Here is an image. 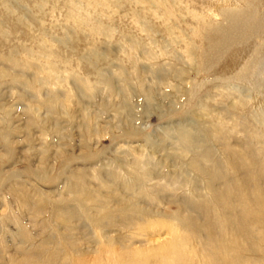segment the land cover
<instances>
[{
    "label": "rangeland",
    "instance_id": "374dc122",
    "mask_svg": "<svg viewBox=\"0 0 264 264\" xmlns=\"http://www.w3.org/2000/svg\"><path fill=\"white\" fill-rule=\"evenodd\" d=\"M234 1L0 0V264H211L221 219L264 257V0Z\"/></svg>",
    "mask_w": 264,
    "mask_h": 264
},
{
    "label": "bare ground",
    "instance_id": "6f19581e",
    "mask_svg": "<svg viewBox=\"0 0 264 264\" xmlns=\"http://www.w3.org/2000/svg\"><path fill=\"white\" fill-rule=\"evenodd\" d=\"M219 1H221V0H219ZM222 1L223 2H227L229 4L230 3L231 4L232 3H235L236 4V2H237V1H234V0H222ZM238 14H240V13H238ZM245 14L246 13H243V16L244 17L243 16H240V18H237V16L231 17L230 22H229V26L226 27V30L224 32V33H226L225 36L223 34H221V33H216L214 35V40L216 41V44L210 46L211 47L210 50H212V53L211 54H213V53L215 54V52H217V48L215 46H218L217 44H220L222 41H224L226 39V37H228V36L231 37V36H237L238 35L237 32H238V25H239V23H237V21H238V19H241L239 21L240 22L241 21L243 22V20H244L243 18H247L248 19L249 15H245ZM240 15H242V14H240ZM241 17H243V18H241ZM249 19H250V17H249ZM252 20L253 19H251L250 22H252ZM250 24H252V23H250ZM232 58L235 59L236 57L235 58L232 57ZM234 61H236V60H234ZM230 65H231V63H230ZM233 65H234V62L231 65V67L228 69V71L234 70L233 67H232ZM242 71H243V69H242ZM226 72L227 71L226 70H223V69L222 70H219L218 76L220 75V77H222L223 79L224 78H227V76H229V75H227ZM108 83L111 85L110 80H108ZM48 95L49 96H52L50 93ZM252 98H253L252 100L254 102H262V100H259L255 96H253ZM50 110L51 111H54L55 109L53 107H51ZM183 136H184V134H183ZM185 142H187V144H189L190 143V139H188V137L185 138ZM214 178H215V180L219 179L217 175ZM253 179L254 180H257V183L255 185V189L251 192L254 195L253 199L251 198L250 193L248 191H246L247 190V187H245L246 184H241L242 185V190L245 191L244 194H242V198H241L242 201L241 202L243 203L242 205L244 206V208L247 209L246 211H249L250 209L248 207H251V206L256 207V209L264 208V190H262V185H261V181H260L261 178L259 179L258 177H256V178H253ZM228 196L230 197V192L227 189H219L218 190V193L216 192V197L219 198L220 202H221V200L222 201H225ZM253 207H252V210H255V208H253ZM228 215H229V213H226V217ZM225 222H226V224H225ZM227 222H228L227 220L223 221L221 219V220H218L217 221V223L219 224V226H215L213 224V228H212L213 229V234H212L213 236H212L211 241H212V244L214 243L216 245H215V247L212 246L213 247V250H215V251L210 254V257L212 258V259H210L211 260V264H215V263L216 264H220V263H222V264H257L258 262H259V264H260V262H261V264H264V257L263 258H260L261 260H258L256 263H254L253 260H252V258H250V257L241 258V255L240 256L237 255L236 258H230L228 256V254L226 253V251L229 248L228 246H232L236 250V252H237L238 251V248H240V243H239V239L237 238L236 235L230 234V232H229V222L228 223ZM220 226H222V228H223L222 231L219 229ZM164 246L163 247L161 246V248H160V249H162L164 251L162 253L163 258L166 257L167 258V262L168 263L169 262L172 263L173 258H171L168 255V253H167V247H169V244L168 245L166 244ZM215 253H216V256L214 255ZM217 259H221V261L219 262ZM132 262L135 263V261H132ZM185 262H187V260H185ZM131 264H133V263H131ZM139 264H143V262H139ZM160 264H162V263H160ZM187 264H189V262Z\"/></svg>",
    "mask_w": 264,
    "mask_h": 264
}]
</instances>
